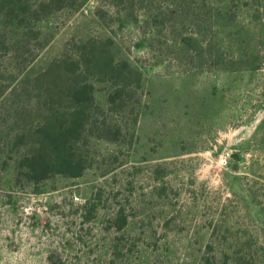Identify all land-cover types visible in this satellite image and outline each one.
<instances>
[{
    "label": "rangeland",
    "instance_id": "rangeland-1",
    "mask_svg": "<svg viewBox=\"0 0 264 264\" xmlns=\"http://www.w3.org/2000/svg\"><path fill=\"white\" fill-rule=\"evenodd\" d=\"M73 1L54 3L57 33L24 74L113 36L142 71L139 118L77 177L0 167V264H264V0L138 1V22ZM161 10L172 23H153Z\"/></svg>",
    "mask_w": 264,
    "mask_h": 264
},
{
    "label": "trees",
    "instance_id": "trees-1",
    "mask_svg": "<svg viewBox=\"0 0 264 264\" xmlns=\"http://www.w3.org/2000/svg\"><path fill=\"white\" fill-rule=\"evenodd\" d=\"M58 1L0 0V167L14 181L25 178L33 185L52 174L82 175L98 161V144L118 145L131 114L136 113L134 124L139 118L135 95L142 71L114 47L113 36H79L46 68L24 74L57 33L59 16L53 9ZM74 1L80 6L88 0ZM138 1L147 4L108 3L121 21L138 22L133 9ZM151 19L171 22L163 10ZM102 83L106 106L96 96Z\"/></svg>",
    "mask_w": 264,
    "mask_h": 264
}]
</instances>
